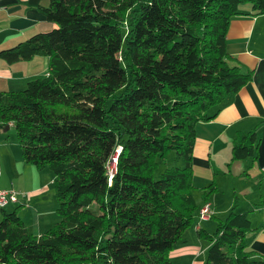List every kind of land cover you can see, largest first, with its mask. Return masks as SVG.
<instances>
[{"label": "trees", "instance_id": "obj_1", "mask_svg": "<svg viewBox=\"0 0 264 264\" xmlns=\"http://www.w3.org/2000/svg\"><path fill=\"white\" fill-rule=\"evenodd\" d=\"M244 4L264 14V0L40 6L56 26L0 58L45 56L49 72L22 90L0 91V126L14 125L27 164L53 171L61 221L34 235L17 211L3 209L0 264H174L170 253L199 209L197 125L252 78L227 51L231 19ZM255 142V132L237 138L233 159L253 156ZM171 152L174 162L156 178ZM254 231L249 215L235 210L213 233L200 230L210 243L206 264H264L252 256Z\"/></svg>", "mask_w": 264, "mask_h": 264}, {"label": "crops", "instance_id": "obj_2", "mask_svg": "<svg viewBox=\"0 0 264 264\" xmlns=\"http://www.w3.org/2000/svg\"><path fill=\"white\" fill-rule=\"evenodd\" d=\"M49 3L50 0H0V50L55 27L39 9ZM227 51L229 63L240 65L244 72L252 71V78L214 111L211 120L197 125L193 193L199 209L209 202L213 215L210 219L201 220L198 209L193 225L170 253L173 263L177 264H206L210 243L199 236V231L213 233L218 221L224 220L232 210L249 215L255 229L247 236L252 256L254 259L264 257V14L253 15L251 7L244 6L242 12L231 19ZM48 72L49 59L45 56L15 63L0 58V91L22 90L30 80ZM11 126L14 127L9 124L5 129L9 130ZM251 132L256 133L254 155L234 160V142ZM4 133L0 130V188L17 186L21 189L18 201L10 202L5 210L17 211L32 234L42 235L49 221L36 200L41 190L17 183L23 177L18 164L24 161ZM22 169L29 173L24 176L25 181L38 179L34 170ZM33 200L37 209L32 206Z\"/></svg>", "mask_w": 264, "mask_h": 264}, {"label": "rangeland", "instance_id": "obj_3", "mask_svg": "<svg viewBox=\"0 0 264 264\" xmlns=\"http://www.w3.org/2000/svg\"><path fill=\"white\" fill-rule=\"evenodd\" d=\"M244 6H249V5L244 4L243 7ZM0 128H1L0 129L1 131L3 130V132H5L4 133L5 136H9L8 137V139L10 138L9 141L13 142V143H11V142L10 143L13 144L12 147H13L14 151H18L19 157L23 158L22 150H21V147H20L18 140H17V132H16L15 127L11 126L9 130L5 129L6 126L4 128H2V127H0ZM174 158H175V154L173 152H171L168 155L167 159L164 158V160H162L160 166L158 167V169L155 173L156 178H160L164 168L168 165V163H173ZM23 161L24 162L18 164V170H20V174L23 177H21L17 183H21V185L28 184L26 186L30 189L36 188L38 190H41L40 193L37 195L38 197L36 198V200L40 203L38 205L40 211L43 212V214L45 216H48L49 223H48V225L46 224L47 225L46 228L42 231V234H45L46 232H48L50 229H52L56 224H58L61 221V216L57 211L58 199H57L55 183H54V179H55L54 173L50 169L49 166H46L41 171H37V169H35V167L33 165L27 164L25 162L24 158H23ZM178 162L180 165L183 164L182 160L178 161ZM111 166H112V164H111ZM22 168L34 170L35 171L34 173H36L35 175H37L38 179L36 178L32 182H30L31 181L30 179L25 181L24 176L29 174V173L27 171H23ZM29 172L31 173V170ZM30 177H31V175H30ZM8 180H10V182H11V179L9 177H8ZM10 189L15 190L21 194V191H20L21 189H19L17 186L16 187L12 186V188L10 187ZM31 203L33 204L32 206H34L37 209V207L34 205L35 204L34 200ZM9 209H11V207H9ZM0 219H1V217H0ZM45 221L43 222L44 225H45ZM174 264H177V263L174 262Z\"/></svg>", "mask_w": 264, "mask_h": 264}, {"label": "built area", "instance_id": "obj_4", "mask_svg": "<svg viewBox=\"0 0 264 264\" xmlns=\"http://www.w3.org/2000/svg\"><path fill=\"white\" fill-rule=\"evenodd\" d=\"M116 161L117 159L114 158L111 163L109 164V178L112 180V177L116 170ZM112 164V166H111ZM264 172V167H263ZM19 192L12 190V189H2L0 188V216L1 212L10 202H17L19 199ZM213 215V210L211 204L209 202L204 203L198 212V216L201 220L210 219Z\"/></svg>", "mask_w": 264, "mask_h": 264}]
</instances>
